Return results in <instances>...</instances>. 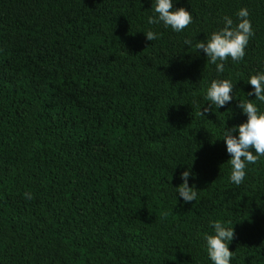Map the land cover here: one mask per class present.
Returning <instances> with one entry per match:
<instances>
[{
	"label": "trees",
	"instance_id": "trees-1",
	"mask_svg": "<svg viewBox=\"0 0 264 264\" xmlns=\"http://www.w3.org/2000/svg\"><path fill=\"white\" fill-rule=\"evenodd\" d=\"M175 6L181 32L149 25V0H0V264H211L214 220L234 226L230 264H264V156L229 182L221 131L245 117L198 115L212 79L243 100L264 69V0ZM241 8L253 34L217 73L194 45Z\"/></svg>",
	"mask_w": 264,
	"mask_h": 264
},
{
	"label": "clouds",
	"instance_id": "clouds-1",
	"mask_svg": "<svg viewBox=\"0 0 264 264\" xmlns=\"http://www.w3.org/2000/svg\"><path fill=\"white\" fill-rule=\"evenodd\" d=\"M179 2L180 0H149L153 14L147 18V23L162 24L174 32H181L192 22V16L185 7L175 6ZM248 15L246 8L239 9L236 13L235 25L231 17L223 16L222 27L195 43L197 54H203L209 64L215 65L217 73L225 71L226 58L238 62L244 57L245 47L253 34ZM143 35L146 41L151 42L160 34L149 29ZM184 44L193 46L190 39H185ZM247 85L251 87L245 93V99L237 100L233 91L235 85L230 78L212 79L205 89L204 100L208 103L207 105L205 103L198 112V115L205 117L213 105L215 110H218L236 102V108L245 117L241 123L234 124L230 128L224 121L221 131V140L225 145L227 162L230 165L228 179L235 185H240L243 181L247 166L255 164L260 157L264 156V111L253 102L255 100L259 104H264V69L250 73ZM249 97L254 98L249 99ZM231 115L228 118H231ZM193 175L191 168L180 171L177 177L180 183L173 187L176 200L179 199L184 204L197 199L198 190L193 185H189ZM228 223L230 222L210 221L212 233L200 234L211 264H230L233 252L229 251V244L234 239V226H226Z\"/></svg>",
	"mask_w": 264,
	"mask_h": 264
}]
</instances>
